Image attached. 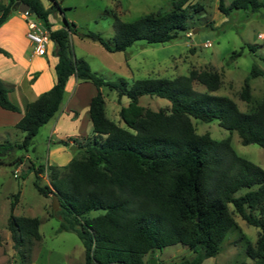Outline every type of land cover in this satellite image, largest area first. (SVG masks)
<instances>
[{
    "label": "trees",
    "instance_id": "trees-1",
    "mask_svg": "<svg viewBox=\"0 0 264 264\" xmlns=\"http://www.w3.org/2000/svg\"><path fill=\"white\" fill-rule=\"evenodd\" d=\"M15 1H0V26L13 13ZM21 1L34 8L49 31L58 57L56 82L28 103L16 124L25 133L23 141H0V165L24 161L13 153L28 149L40 128L60 110L70 77L96 86L89 106L94 139L84 143L60 139L57 143L64 146L85 147L67 165L30 166L37 190L45 196L58 194L61 208L55 214L62 219L59 230L78 234L85 249L84 264H147L149 253L176 244L187 246L194 255L168 264H203L221 251L229 232L240 229L230 205L243 220L260 229L256 243H248L247 254L254 264H264V168L239 155L231 136L218 140L209 132L200 134L193 123V118L217 119L231 134L237 132L243 144L264 149V94L249 111H242L232 98L214 94L223 78L213 69H192L173 78H142L132 84L124 79L108 80L93 71L86 59L74 55L70 36L78 34V25L69 21L59 0H52L48 8L42 0ZM263 6L262 0H232L229 5L219 0L218 8L229 15L234 10L256 12ZM203 9L192 0H172V8L164 12L134 21L116 17L112 39L94 31L86 35L109 52L125 51L138 40L165 43L187 32L194 14ZM56 11L63 13V26L53 29L49 17ZM242 52L235 51L231 58ZM263 74L254 64L241 89L243 101L252 102L251 79ZM103 86L116 90L119 102L122 96L130 99L119 110L127 128L107 116ZM11 89L0 78V107L19 111L9 97ZM143 95L166 98L170 107H146L140 104ZM46 170L50 185L40 182ZM242 190L245 192L238 195ZM18 197L11 206L8 228L24 264L42 238L41 220L15 215Z\"/></svg>",
    "mask_w": 264,
    "mask_h": 264
},
{
    "label": "rangeland",
    "instance_id": "rangeland-1",
    "mask_svg": "<svg viewBox=\"0 0 264 264\" xmlns=\"http://www.w3.org/2000/svg\"><path fill=\"white\" fill-rule=\"evenodd\" d=\"M7 3L8 0H0ZM65 7L64 14L69 21L78 25V34H73L72 50L79 58L86 59L92 70L111 81L126 80L132 84L142 78H173L188 74L192 69H213L221 73L223 84L214 94L224 95L235 100L242 111H249L264 94V74L251 79L253 100L251 103L240 97L245 78L250 74L254 64L264 70V6L256 12L234 10L229 15L218 8L219 0H192L200 3L204 9L194 14L191 28L181 32L180 36L165 43H147L138 40L125 51L109 52L99 42L86 34L98 32L105 39H112L115 34L114 21L119 17L123 21H134L139 17L172 8V0H59ZM232 0H224L229 5ZM264 3V0H262ZM50 6L52 0H48ZM50 21L57 26L63 24V13L50 14ZM250 45L253 48H250ZM242 54L235 59V51ZM18 73V72H17ZM15 73V76H17ZM14 74V73H12ZM80 81H84L81 80ZM91 82V81H89ZM92 83V82H91ZM197 89L205 90L202 85ZM106 102V114L118 125L127 128L121 118V106L129 104L130 99L122 96L119 102L118 92L108 86L101 88ZM66 100V99H65ZM83 101L80 103L84 110ZM140 104L154 110L169 108L170 101L158 96L143 95ZM8 111V110H7ZM14 114V112L8 111ZM66 118L64 127L73 129L79 126L85 137L74 138L84 143L94 139L92 123L85 114L80 118ZM88 121V122H87ZM90 121V122H89ZM53 122L43 125L34 137L28 149H17L13 156H22L24 161L18 164L0 165V264H21V257L14 246L8 228L11 206L19 194L14 214L19 216L39 217L41 220V240L33 246L29 262L24 264H84L85 249L78 234L74 231L59 230L62 219L55 214L53 197L41 194L34 185L35 172L31 164L48 165L64 162V156L73 153L70 146H62V151L52 152L58 145L56 135H51ZM88 123V124H86ZM193 123L200 134L209 132L215 139L232 138L236 152L264 168V149L258 144H243L237 132H231L215 119L204 122L193 118ZM25 133L17 127L10 126L1 131L0 141L22 142ZM66 138V139H69ZM77 145V144H75ZM81 146V145H79ZM75 150V154H76ZM52 153V154H51ZM66 157V156H65ZM50 173L45 171L41 177L42 185H50ZM245 192L242 190L237 194ZM234 218L240 229L228 233L222 243L221 251L204 260L203 264H254L247 254L248 243L255 244L260 229L248 224L234 211ZM97 212H92V215ZM194 253L185 245L176 244L149 253L147 264H168L183 258H190Z\"/></svg>",
    "mask_w": 264,
    "mask_h": 264
},
{
    "label": "crops",
    "instance_id": "crops-1",
    "mask_svg": "<svg viewBox=\"0 0 264 264\" xmlns=\"http://www.w3.org/2000/svg\"><path fill=\"white\" fill-rule=\"evenodd\" d=\"M42 2L46 8L50 7L48 0H42ZM62 26L63 24L57 26L53 23V29ZM27 32V20L24 14L19 11H13L9 19L0 26V49L7 52L4 53L0 50V78L7 86L12 87L9 97L19 107V111H10L14 114L8 113L9 110L0 107V134L1 131L8 130L10 126L16 127L18 121L24 116L28 103L51 89L56 82L55 66L58 57L54 54V43L50 42L46 51L40 55L36 52V44L28 38ZM70 40L72 44L73 34L70 36ZM96 93L97 88L93 83L80 81L76 76L70 77L66 84L62 106L49 121L53 122L51 135H56L58 139L85 137L79 126L66 129L64 122L70 115L75 116L81 122L80 118L83 113L89 120L90 101ZM83 100L84 110H81L79 105ZM62 150V146L58 144L52 152ZM72 151L73 153L63 157L64 162H57L56 165H67L75 155V150Z\"/></svg>",
    "mask_w": 264,
    "mask_h": 264
},
{
    "label": "built area",
    "instance_id": "built-area-1",
    "mask_svg": "<svg viewBox=\"0 0 264 264\" xmlns=\"http://www.w3.org/2000/svg\"><path fill=\"white\" fill-rule=\"evenodd\" d=\"M28 25L27 36L36 44V52L43 54L50 43L49 31L44 27L38 17H34L28 12L23 13Z\"/></svg>",
    "mask_w": 264,
    "mask_h": 264
},
{
    "label": "water",
    "instance_id": "water-1",
    "mask_svg": "<svg viewBox=\"0 0 264 264\" xmlns=\"http://www.w3.org/2000/svg\"><path fill=\"white\" fill-rule=\"evenodd\" d=\"M12 9L14 11H19L22 13L28 12L32 16L38 17L37 12L34 10V8H32L28 3L23 2L21 0H16L15 3L13 4ZM70 149L71 150H84L85 147L73 144L70 146ZM52 197H53V209L59 210L61 208V203H60V199L58 197V194L55 192L52 194ZM151 263L154 264L155 261L153 259H151Z\"/></svg>",
    "mask_w": 264,
    "mask_h": 264
}]
</instances>
